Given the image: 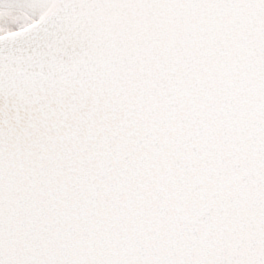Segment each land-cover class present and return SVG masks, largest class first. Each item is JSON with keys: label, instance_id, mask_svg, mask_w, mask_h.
<instances>
[{"label": "snow or ice", "instance_id": "6c2138e0", "mask_svg": "<svg viewBox=\"0 0 264 264\" xmlns=\"http://www.w3.org/2000/svg\"><path fill=\"white\" fill-rule=\"evenodd\" d=\"M0 264H264V0H0Z\"/></svg>", "mask_w": 264, "mask_h": 264}]
</instances>
